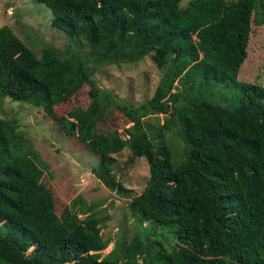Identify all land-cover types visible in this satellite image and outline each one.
I'll list each match as a JSON object with an SVG mask.
<instances>
[{"label": "trees", "instance_id": "16d2710c", "mask_svg": "<svg viewBox=\"0 0 264 264\" xmlns=\"http://www.w3.org/2000/svg\"><path fill=\"white\" fill-rule=\"evenodd\" d=\"M35 1L49 9L51 26L75 49L79 43L88 50L45 44L37 57L1 25L0 103L9 97L47 116L85 84L87 116L102 98L107 111L130 122L127 162L143 157L147 163L145 184L128 207L172 230L176 245L152 253L134 234L101 255L107 239L95 214L80 197L73 199L68 208L83 216L67 228L42 191L37 157L10 147L15 121L0 119V264H138V257L141 264H264V85L237 78L264 1ZM146 54L159 70L172 76L182 70L217 99L179 90L163 98L158 84L133 106L98 85L95 66ZM149 114L164 116L154 131L144 120ZM58 121L98 155L104 183L121 189L110 156L121 147L114 131L103 141L75 131L62 115ZM169 129L174 137L164 140Z\"/></svg>", "mask_w": 264, "mask_h": 264}, {"label": "rangeland", "instance_id": "374dc122", "mask_svg": "<svg viewBox=\"0 0 264 264\" xmlns=\"http://www.w3.org/2000/svg\"><path fill=\"white\" fill-rule=\"evenodd\" d=\"M187 1L180 0L179 5L184 6ZM257 17L259 21L251 23L246 57L239 67L237 78L264 85V13ZM50 19L49 9L35 0H0V26L8 25L37 57L45 44L61 50L69 49L67 44L72 48L75 46L67 35L51 26ZM76 47L74 50L81 54L88 50L83 44L77 43ZM93 74L100 87L110 90L133 106L150 98L158 84L163 89V98L179 90L189 96L211 93V100L217 99L214 90L193 85L189 78L184 77L182 70L174 76L170 71L159 70L150 54L130 62L97 65L93 68ZM87 91L88 87L82 84L65 101L55 104L53 113L47 116L40 107L27 102H11L10 99L1 102L0 119H12L16 123L10 147L37 157V165L43 170L40 180L42 191L67 228L83 216L72 213V209L68 208L73 199L80 197L95 214L100 234L107 239L101 255L114 251L118 242L128 241L134 234H138L152 253L158 249L169 250L176 245L172 230L153 224L142 217L138 210L131 211L128 207L129 200L141 191L148 177L147 163L143 157H135L127 162L130 153L126 142L130 122L116 110L107 111L102 98L97 99L94 115L87 116L91 107ZM223 103L227 104V101ZM60 115L71 123L75 131L80 130L94 139L105 141L108 134L114 131L121 147L110 156L115 158L113 173L121 189L115 185L111 188L104 183L100 177L98 155L78 141L76 132H65L58 121ZM163 119L161 114H149L144 120L154 131ZM172 136L174 131L169 129L164 132L163 139L171 140ZM137 262L141 264L140 257Z\"/></svg>", "mask_w": 264, "mask_h": 264}, {"label": "water", "instance_id": "95a60500", "mask_svg": "<svg viewBox=\"0 0 264 264\" xmlns=\"http://www.w3.org/2000/svg\"><path fill=\"white\" fill-rule=\"evenodd\" d=\"M8 99H9V97H6V98H5V100H8Z\"/></svg>", "mask_w": 264, "mask_h": 264}]
</instances>
